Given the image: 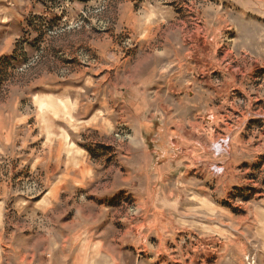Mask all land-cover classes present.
Wrapping results in <instances>:
<instances>
[{"label": "rangeland", "instance_id": "rangeland-1", "mask_svg": "<svg viewBox=\"0 0 264 264\" xmlns=\"http://www.w3.org/2000/svg\"><path fill=\"white\" fill-rule=\"evenodd\" d=\"M0 264H264V0H0Z\"/></svg>", "mask_w": 264, "mask_h": 264}, {"label": "built area", "instance_id": "built-area-1", "mask_svg": "<svg viewBox=\"0 0 264 264\" xmlns=\"http://www.w3.org/2000/svg\"><path fill=\"white\" fill-rule=\"evenodd\" d=\"M227 144H228V140H227V138L224 139L223 137H221L220 139H218V141H217L215 147H216L217 149H219V150H223L224 147H225V145H227ZM214 172L217 173V174H221V173L223 172V167H221V166H217V165H216V166L214 167Z\"/></svg>", "mask_w": 264, "mask_h": 264}, {"label": "bare ground", "instance_id": "bare-ground-1", "mask_svg": "<svg viewBox=\"0 0 264 264\" xmlns=\"http://www.w3.org/2000/svg\"><path fill=\"white\" fill-rule=\"evenodd\" d=\"M214 152V151H213Z\"/></svg>", "mask_w": 264, "mask_h": 264}]
</instances>
